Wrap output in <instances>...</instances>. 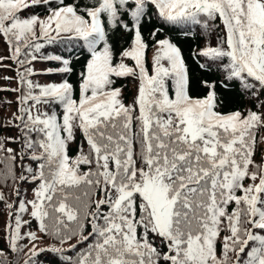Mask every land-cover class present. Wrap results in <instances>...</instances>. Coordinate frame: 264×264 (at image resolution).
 Here are the masks:
<instances>
[{"label":"snow or ice","instance_id":"snow-or-ice-1","mask_svg":"<svg viewBox=\"0 0 264 264\" xmlns=\"http://www.w3.org/2000/svg\"><path fill=\"white\" fill-rule=\"evenodd\" d=\"M41 6L44 16L28 11ZM165 26L207 38L191 55L220 78L194 80ZM0 38V61L19 66L18 87L4 90L20 93L3 125L20 138L0 136V184L18 197L17 181L35 184L15 204L0 192L6 244L28 249L24 264L43 252L63 264H264V0H0ZM58 43L87 53L79 72L43 51ZM38 60L55 62L43 74L58 82L30 78ZM129 77L131 102L117 86ZM219 89L247 103L229 109ZM24 213L37 231L21 232ZM38 233L59 246L40 247Z\"/></svg>","mask_w":264,"mask_h":264},{"label":"trees","instance_id":"trees-1","mask_svg":"<svg viewBox=\"0 0 264 264\" xmlns=\"http://www.w3.org/2000/svg\"><path fill=\"white\" fill-rule=\"evenodd\" d=\"M29 12H34L41 16L46 15L44 8L36 7L33 9L28 10ZM22 15H27V13H23ZM174 26H165V30L161 35H168L178 43V45L182 48L184 55L187 59V62L194 74V80H198L201 77L210 79V80H218L220 78L219 73L213 69L212 72L204 73L202 72L198 66L196 65L195 61L192 58L191 53L193 50H198L199 48L203 47L204 44L207 42V38H203L200 35H184L182 34L179 29L175 31H170ZM201 30L198 26L192 28L193 33H199ZM214 43V39L211 41ZM124 42L121 41V45L123 46ZM46 54L53 55L59 54L63 55L66 58L71 57L73 60V66L76 72L81 70L82 64L87 59V53L82 51L78 46L65 44V43H58L52 45H46L45 49L43 50ZM10 55V49L8 45L5 43L3 38H0V57H8ZM151 53H149L150 59ZM34 71L37 74L32 77L34 81L40 84H47L52 82H58L59 77L56 75H47L43 74L45 70L49 67H55V62H45V61H34L33 62ZM19 66L11 59H3L0 61V136H13L17 139L20 138V133L17 129L14 128H4L3 125L8 122V120L13 116L14 113L17 112V97L20 95L18 92L7 91L4 89H14L18 87V76H17V68ZM22 71V69H21ZM76 72H74L69 79L75 83L77 80ZM5 77H11L12 79H5ZM117 86L124 87V96L127 102H131L133 95L135 94V86L132 78H123L117 80ZM222 93L223 98L226 101L227 108H234V107H244L247 103L246 100L240 96V94L235 89H219ZM11 101L12 103H8ZM18 123V121H17ZM82 140V137L77 134V141L72 143L70 147V155H75L77 152V145ZM6 146L10 148H14L19 152L20 150V143H7ZM25 166H32L33 168L36 167L35 162L30 160L24 161ZM20 160L19 157L17 159V173L20 172ZM3 165H0L2 168ZM16 188L20 189L21 195L18 197L15 193L11 185V181H9L8 186H4L0 184V192H3L4 196L7 198L9 203H17L18 200L21 199H32L33 198V189L35 187L34 183L31 182H19L16 183ZM22 218L24 220H29L30 223L26 224L22 227L21 232L25 233L27 231H37L38 225L37 222L32 219L27 213L22 214ZM12 222V217L10 216V210L6 207L4 201H0V250L5 252L7 260L10 264H24V261L27 259V248H24L23 252L16 254L11 252V250L7 247L6 240H5V231H6V224ZM40 236H43L42 233H38ZM223 235V234H222ZM40 247H48L51 245L59 246V242L56 240L51 239L50 237L43 236L42 240H38L36 242ZM73 244L76 243L75 240L72 241ZM21 245L27 244L28 247L32 245L28 242V240L20 241ZM65 249L68 248V245H64ZM4 259V257H0V260ZM37 264H49V261H56L58 264H63L59 255H53L48 252L40 253L39 256L35 258Z\"/></svg>","mask_w":264,"mask_h":264}]
</instances>
